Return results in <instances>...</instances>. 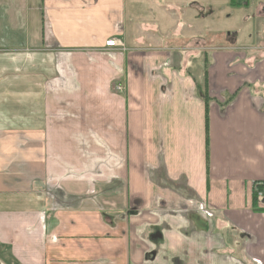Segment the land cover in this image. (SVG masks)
<instances>
[{
	"label": "crops",
	"instance_id": "0c3cea01",
	"mask_svg": "<svg viewBox=\"0 0 264 264\" xmlns=\"http://www.w3.org/2000/svg\"><path fill=\"white\" fill-rule=\"evenodd\" d=\"M146 3L0 0V264H264V36Z\"/></svg>",
	"mask_w": 264,
	"mask_h": 264
},
{
	"label": "rangeland",
	"instance_id": "374dc122",
	"mask_svg": "<svg viewBox=\"0 0 264 264\" xmlns=\"http://www.w3.org/2000/svg\"><path fill=\"white\" fill-rule=\"evenodd\" d=\"M180 1L183 2L184 5H188L189 10H193V14H200L201 12L194 10L192 7L194 6L192 4L197 2L200 6L199 8L203 9V15H205V18L209 17L210 20H214L212 29L209 30V25L205 28L199 29V32L203 34L206 37V41L209 42L208 45H212L210 48H208V52H211L214 48L217 49L221 45L222 41L220 40H224L229 32H231L232 36L234 37L240 36V39L243 37L246 38L245 40L247 43L253 42L252 40L257 32L260 38L264 36V16L259 17L257 13V8L264 4V0H238L241 2V4H238L234 7L230 5L231 0H147L146 7L141 6L136 9V17L137 19H140L146 23H156L160 26L166 27L169 21L174 20L176 14L174 6H180ZM244 2L248 3L245 4ZM173 35L174 31L172 32V36ZM171 37H168L167 41H169V43H173L174 46L175 44L181 43L183 45L187 44L188 38L179 40L178 38L174 39ZM263 40L264 39L262 38L256 41L261 42ZM222 43H224V41ZM202 58L203 57H200L201 61ZM199 71L200 69L198 68V72ZM258 199V201L261 203V199ZM254 207L264 209V204H258L253 206V208ZM256 212L263 214L264 210H256ZM199 224L201 225V223ZM225 235L226 237L224 235L223 237H229L227 232H225ZM236 249L239 252V249L236 248V246L230 248V250H233V254H231L230 257H234V260L237 261L238 259H235ZM229 260H231L232 263L237 264L233 261V259L229 258ZM184 262H186V259H184ZM201 262L202 259L200 258V264Z\"/></svg>",
	"mask_w": 264,
	"mask_h": 264
},
{
	"label": "trees",
	"instance_id": "16d2710c",
	"mask_svg": "<svg viewBox=\"0 0 264 264\" xmlns=\"http://www.w3.org/2000/svg\"><path fill=\"white\" fill-rule=\"evenodd\" d=\"M198 91L201 94V96L204 98V100L206 101V105H208V100L211 99V97L209 96L208 85H207V82L205 80H204L203 83H198ZM207 109L209 110V105H208ZM207 119H208V117H207ZM207 122H208V120H207ZM207 130H208V124H207ZM207 156L209 158V146H207ZM256 188L257 189H255V191H254V203L257 204V201H258V189L264 190V182H263V184L257 185ZM255 210H264V209L255 207Z\"/></svg>",
	"mask_w": 264,
	"mask_h": 264
},
{
	"label": "built area",
	"instance_id": "2783aa9c",
	"mask_svg": "<svg viewBox=\"0 0 264 264\" xmlns=\"http://www.w3.org/2000/svg\"><path fill=\"white\" fill-rule=\"evenodd\" d=\"M116 45H118V41L115 38L110 39L106 42V46H108V47H114ZM259 198L261 199L260 204H264V191L259 192Z\"/></svg>",
	"mask_w": 264,
	"mask_h": 264
}]
</instances>
